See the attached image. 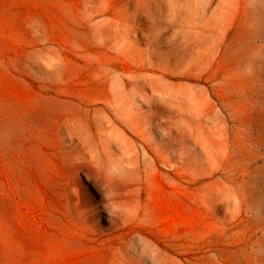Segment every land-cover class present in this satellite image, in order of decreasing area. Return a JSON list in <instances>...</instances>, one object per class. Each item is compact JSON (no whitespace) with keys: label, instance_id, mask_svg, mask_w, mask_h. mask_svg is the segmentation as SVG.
I'll use <instances>...</instances> for the list:
<instances>
[{"label":"rangeland","instance_id":"1","mask_svg":"<svg viewBox=\"0 0 264 264\" xmlns=\"http://www.w3.org/2000/svg\"><path fill=\"white\" fill-rule=\"evenodd\" d=\"M0 264H264V0H0Z\"/></svg>","mask_w":264,"mask_h":264}]
</instances>
